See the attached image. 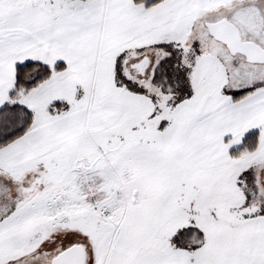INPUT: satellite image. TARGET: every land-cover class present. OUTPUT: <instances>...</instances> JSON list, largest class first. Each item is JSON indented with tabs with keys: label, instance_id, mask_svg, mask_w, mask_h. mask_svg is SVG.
Wrapping results in <instances>:
<instances>
[{
	"label": "snow or ice",
	"instance_id": "obj_1",
	"mask_svg": "<svg viewBox=\"0 0 264 264\" xmlns=\"http://www.w3.org/2000/svg\"><path fill=\"white\" fill-rule=\"evenodd\" d=\"M0 264H264V0H0Z\"/></svg>",
	"mask_w": 264,
	"mask_h": 264
}]
</instances>
